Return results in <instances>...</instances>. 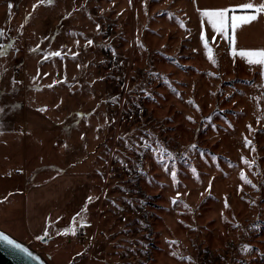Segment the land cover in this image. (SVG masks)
Returning a JSON list of instances; mask_svg holds the SVG:
<instances>
[{"label":"rangeland","instance_id":"1","mask_svg":"<svg viewBox=\"0 0 264 264\" xmlns=\"http://www.w3.org/2000/svg\"><path fill=\"white\" fill-rule=\"evenodd\" d=\"M1 1L0 53L30 105V159L10 165L92 188L75 235L24 242L49 264H264L261 65L234 56L192 0ZM76 178L48 193L83 195ZM9 203L22 204L0 202V228L24 240L28 217Z\"/></svg>","mask_w":264,"mask_h":264},{"label":"crops","instance_id":"2","mask_svg":"<svg viewBox=\"0 0 264 264\" xmlns=\"http://www.w3.org/2000/svg\"><path fill=\"white\" fill-rule=\"evenodd\" d=\"M192 3L196 8L195 10L199 9L202 12L205 9L227 8L230 10L229 15L233 14L232 9H235V14L243 15L250 13L251 10L241 9L240 5L253 3L258 7L259 4L264 3V0H192ZM3 6L4 4L1 1L0 32H2V26L6 21L7 11L4 14L2 13ZM229 36H234L235 40V43L229 41L230 51L233 47L236 48L237 53L242 50H264V14H260L258 19L252 23L239 27L235 33L229 28ZM1 53L3 55H0V88L7 86L9 91H0V108L4 110L0 112V190L6 188V191L3 190L5 194L1 195L0 193V202H6L9 198L13 199L16 196L21 198L22 204L9 203L5 208H14L16 211L21 208L25 212L26 218L28 217L26 221L23 220L26 223L21 228L25 232V239L22 241H26V239L34 240L45 233L54 236L56 232H59L57 237L63 238L64 236L60 237V234L65 232L69 235L68 232L71 233L72 227L80 221V215L85 210L90 198L91 179L85 175L69 173V171H66L68 172L66 174H64L65 172L55 174L45 181L36 183L30 182L25 177L21 168L23 167L22 169L25 171L27 168L26 163L30 159L29 142L27 138L22 141L19 136L23 135L25 137L27 134L28 108L30 106L27 103L28 91H14L13 54L7 51ZM261 68V77L264 81V66L261 65ZM32 107L36 112H42L37 105ZM15 147L18 148V151L15 150ZM42 155V150L36 153L38 159H41ZM12 159L20 160L24 166L12 168L10 165ZM19 171H22V173L19 174ZM72 175L85 181L81 185L83 195L74 198L69 196L63 198L48 193V190L56 185L59 187L62 185L74 186L78 179L74 176L72 178L66 177ZM17 180L20 186L13 188L12 182ZM68 186L67 189H69ZM0 212H3V209ZM3 222L8 224L6 220H3Z\"/></svg>","mask_w":264,"mask_h":264},{"label":"snow or ice","instance_id":"3","mask_svg":"<svg viewBox=\"0 0 264 264\" xmlns=\"http://www.w3.org/2000/svg\"><path fill=\"white\" fill-rule=\"evenodd\" d=\"M11 7V5H9ZM241 9L244 10H251L250 13L248 14H243V15H237L235 14V9H232L231 15H229L230 10L227 8H222V9H205L203 10V15L207 17V22L208 24L211 25V28L218 33L220 36L225 37L226 39H229L231 43H235L234 36H229L228 35V30L231 28L232 32L235 33L236 30L243 26L252 23L253 21L258 19V16L260 14H264V3L259 4V6H255L253 3H244L239 6ZM199 10V9H198ZM0 35H3L2 32H0ZM201 40L204 41V47L205 49L208 50L209 52V59L212 58L211 52L212 50L209 48L207 38L205 35H201ZM89 44L92 43L91 40L88 41ZM232 54L235 56L237 55V50L235 47L232 49ZM0 55H3V53H0ZM52 55L59 56V52H54ZM238 55L242 58H246L247 62L249 64H259L264 66V50H247V51H239ZM42 111H46V109H40ZM4 110L0 108V112H3ZM248 142L247 140L245 141V144L247 145ZM245 164L248 163L247 160L244 161ZM195 172V169H193ZM172 178L175 180L176 178V173L172 172ZM241 179H245L244 174L241 173ZM250 183V181H246ZM253 187H255L253 185ZM210 191V188H209ZM179 195V194H178ZM174 204L176 203V200L173 199L172 201ZM187 207V205H185ZM79 215V214H78ZM84 226H90V225H85L84 222H81V227ZM72 234L75 235V228L72 230ZM47 235V233H45ZM0 240L6 241L9 245H13L15 248H20L21 251H27L26 249L21 248L20 245L15 244L14 241L11 239H8L7 236H4L0 234ZM190 259V258H189Z\"/></svg>","mask_w":264,"mask_h":264},{"label":"water","instance_id":"4","mask_svg":"<svg viewBox=\"0 0 264 264\" xmlns=\"http://www.w3.org/2000/svg\"><path fill=\"white\" fill-rule=\"evenodd\" d=\"M0 234L7 236L8 239L14 241L15 244L27 251H21L9 245L6 241L0 240V264H49L48 261L27 243L14 237L12 234L0 228ZM42 241H46L47 237L43 236Z\"/></svg>","mask_w":264,"mask_h":264},{"label":"built area","instance_id":"5","mask_svg":"<svg viewBox=\"0 0 264 264\" xmlns=\"http://www.w3.org/2000/svg\"><path fill=\"white\" fill-rule=\"evenodd\" d=\"M113 106H116V102L115 101H111L108 105L107 108L108 109H112ZM19 173H22V171H19ZM79 238H81L82 240H88L89 237L87 236V233L82 231L79 233Z\"/></svg>","mask_w":264,"mask_h":264}]
</instances>
